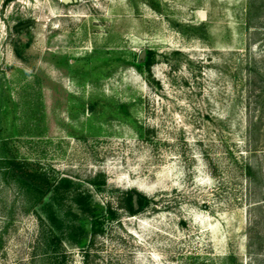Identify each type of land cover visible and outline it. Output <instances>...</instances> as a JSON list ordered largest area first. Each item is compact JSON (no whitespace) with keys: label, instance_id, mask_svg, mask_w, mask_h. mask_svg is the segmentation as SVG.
<instances>
[{"label":"rangeland","instance_id":"1","mask_svg":"<svg viewBox=\"0 0 264 264\" xmlns=\"http://www.w3.org/2000/svg\"><path fill=\"white\" fill-rule=\"evenodd\" d=\"M0 264H264V0H0Z\"/></svg>","mask_w":264,"mask_h":264},{"label":"trees","instance_id":"2","mask_svg":"<svg viewBox=\"0 0 264 264\" xmlns=\"http://www.w3.org/2000/svg\"><path fill=\"white\" fill-rule=\"evenodd\" d=\"M17 33L21 31L16 30ZM154 54L148 52L145 59L142 61L139 69H144L150 73L151 67L154 65ZM2 167L7 170L13 171L14 180L22 195L29 203V207L26 213H30L33 209L41 202V200L52 191V186L46 185L41 186L34 181L33 176L22 170L21 167L13 160H6L1 163ZM90 184L97 190L103 191L105 186V178L103 176H97L95 179L90 181ZM66 185H70L68 182ZM84 204H81V208L84 211L82 217L78 218L75 225L79 229V237L76 241V245L83 248L84 242L88 238H95L96 236L104 234V227L109 222L117 221L119 214L111 207L100 206L95 204L91 197H88ZM126 209L132 215H138L144 212L151 204V201L135 192H130L126 196ZM57 240V239H56Z\"/></svg>","mask_w":264,"mask_h":264},{"label":"water","instance_id":"3","mask_svg":"<svg viewBox=\"0 0 264 264\" xmlns=\"http://www.w3.org/2000/svg\"><path fill=\"white\" fill-rule=\"evenodd\" d=\"M73 2H76V0H63V4H71Z\"/></svg>","mask_w":264,"mask_h":264},{"label":"flooded vegetation","instance_id":"4","mask_svg":"<svg viewBox=\"0 0 264 264\" xmlns=\"http://www.w3.org/2000/svg\"><path fill=\"white\" fill-rule=\"evenodd\" d=\"M28 25V23L26 24V26ZM22 27V26H21ZM21 27H18L17 29L21 28ZM26 29H28V27H26Z\"/></svg>","mask_w":264,"mask_h":264}]
</instances>
